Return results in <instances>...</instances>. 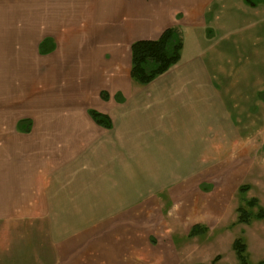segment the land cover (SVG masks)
I'll list each match as a JSON object with an SVG mask.
<instances>
[{"label":"crops","instance_id":"obj_1","mask_svg":"<svg viewBox=\"0 0 264 264\" xmlns=\"http://www.w3.org/2000/svg\"><path fill=\"white\" fill-rule=\"evenodd\" d=\"M258 11L249 0H0V264H179L163 248L168 216L150 218L164 206L156 194L190 195L246 153L252 124L232 121L228 103L247 104L233 84L246 78L244 16L255 27ZM169 27L179 61L136 83L130 45ZM257 204L247 254L264 249ZM186 216L187 234L198 222Z\"/></svg>","mask_w":264,"mask_h":264},{"label":"rangeland","instance_id":"obj_2","mask_svg":"<svg viewBox=\"0 0 264 264\" xmlns=\"http://www.w3.org/2000/svg\"><path fill=\"white\" fill-rule=\"evenodd\" d=\"M249 1L257 5L259 11L254 19L255 27L249 26L251 15L244 16L245 50L242 49L239 58H235L245 69L246 78L240 84H233L241 90L245 88L247 104L238 113L236 105L232 101L228 103L232 121L237 120L240 114L242 122L252 124V131L247 135L246 153L242 156L236 154L230 162L221 164L214 173L215 177L204 176L192 182L190 195L170 194L168 190L156 194L164 206L160 213L154 210L150 214L151 221L162 214L168 216L172 229L171 243L163 244V248L179 264H240L232 245L235 239L245 246L247 264H255L258 252L264 254L261 248L247 254L245 245L249 229L244 225L247 223L251 229H261L260 224L254 225L261 223L258 221L262 218L256 216L261 209L257 201L264 204V0ZM238 12L242 19V11L238 9ZM252 198L258 199L255 205L248 204ZM186 205L191 207L186 208ZM239 207L249 215L246 222L237 219ZM184 216H193L198 222L195 229L187 234L184 233ZM255 235L264 239L262 231Z\"/></svg>","mask_w":264,"mask_h":264},{"label":"trees","instance_id":"obj_3","mask_svg":"<svg viewBox=\"0 0 264 264\" xmlns=\"http://www.w3.org/2000/svg\"><path fill=\"white\" fill-rule=\"evenodd\" d=\"M181 48L182 37L176 27L166 28L155 40L134 41L130 45V76L132 80L140 85L149 83L179 61ZM116 99L119 100V97H116ZM88 114L96 123L104 127L110 126L108 118L100 113L90 109L88 110ZM242 188L246 189V187ZM248 204L255 205L256 199H250ZM237 211L238 221L246 222L249 217L246 210L239 207ZM256 216L262 217L263 210L260 209ZM195 226L196 225L192 226L190 232L195 229ZM232 245L239 263L247 264L244 244L241 243L239 239H235ZM258 264H264V262H259Z\"/></svg>","mask_w":264,"mask_h":264}]
</instances>
